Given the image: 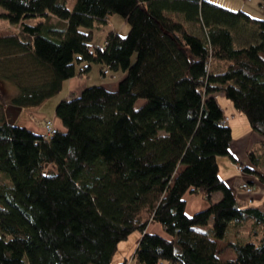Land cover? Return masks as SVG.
<instances>
[{
    "label": "trees",
    "instance_id": "16d2710c",
    "mask_svg": "<svg viewBox=\"0 0 264 264\" xmlns=\"http://www.w3.org/2000/svg\"><path fill=\"white\" fill-rule=\"evenodd\" d=\"M67 2L0 0L17 27L0 37V80L18 88L0 105V264H112L134 231L137 264H264V202L238 203L219 174V157L234 160L233 130L216 98L264 146V20L210 0ZM114 16L130 31L95 46ZM93 65L100 78L121 74L118 88L61 101L49 139L17 124ZM195 195L207 206L188 216ZM154 223L164 236L147 232ZM220 242L233 259L219 257Z\"/></svg>",
    "mask_w": 264,
    "mask_h": 264
},
{
    "label": "rangeland",
    "instance_id": "374dc122",
    "mask_svg": "<svg viewBox=\"0 0 264 264\" xmlns=\"http://www.w3.org/2000/svg\"><path fill=\"white\" fill-rule=\"evenodd\" d=\"M214 3L217 4H221L224 7H228L230 9H234V10H239L238 7L241 3L248 5V8H252L254 9L255 12V16L254 18L259 19V20H264V6L261 7L260 4L262 3L260 0H251L250 2H252V4L249 3V1H245V0H210ZM77 0H68L67 2V6L69 7L70 10H74L75 8V4H76ZM226 7V8H227ZM6 10L3 9L0 6V37L2 35H12L13 33H15L17 31V27L15 26H11V24L9 23V21L7 19H5L4 15L6 14ZM42 19L40 18H34V19H29L26 20V23L30 26H34V25H38L39 21H41ZM104 27V26H103ZM84 32H87L86 29H82ZM111 30L115 33L120 34L121 36H126L128 34V32L130 31V26L126 24L125 20L120 17V16H114L109 24L107 26H105L104 28L100 29V30H95L94 32V41L93 44L96 46H100V45H104L105 41H106V35L107 33L111 32ZM100 74H101V70L99 66L93 65L91 72L88 74V81L90 82V86H102L104 84H108L110 82H118L117 79L120 77L121 74L116 75L115 77H111V76H107V77H102L100 78ZM87 77V78H88ZM1 85H3L5 83V85H8L9 87L6 88L5 86H0V105H5L6 102L8 101H12L13 99H15V97H17L16 95L18 94V88L16 85H13L9 82L6 81H1L0 80ZM104 83V84H103ZM119 85V83H118ZM117 87H113V88H118ZM110 87V86H108ZM17 88V91L16 89ZM68 92H67V87L66 89H64V91H61L59 93V95L49 99L46 103H44L43 105H41L38 108H34V109H27L24 110L23 113L18 117V122L17 124L21 127H30L33 128L35 130L36 133H39V129H41L42 126V117L44 116L46 117L45 120H49V119H53L54 121L56 120V116H55V112H56V108L58 106V104L67 99L68 96ZM216 98L218 99V101L221 103L222 106H224V108H226V105L229 106L230 108H232L233 110L235 109L233 107V104L231 102V100L225 96H221L218 95L216 96ZM146 103V101L144 100H138L136 103L135 108L139 109L142 106H144ZM225 114H227V116H230V113H227V109H224ZM238 113V112H237ZM239 114V113H238ZM229 118V117H228ZM44 120V121H45ZM249 122V121H248ZM240 128V127H239ZM241 129V128H240ZM242 130V129H241ZM255 151V155L257 157L258 161H261V163H264V146L260 143H258L257 145H255L254 148ZM226 160L223 157H219L218 160ZM219 165L221 166V170H220V176L225 179L224 181H226L227 178H241L243 175L238 171L237 167L234 166H230L229 164H222L220 162H218ZM238 180V179H237ZM190 197L188 199V205H187V211L186 213L194 215L197 212L202 211L199 210L197 212L196 206L201 207V202L202 199L201 197H197L195 196H188ZM196 203V206H195ZM252 205V204H251ZM255 207H260V205L258 203L254 204ZM187 214V215H188ZM212 223L213 221L210 222L209 226L207 227H197L196 230H198L201 233H209L211 231V227H212ZM154 227H155V223L150 225L149 228L152 229V232L154 231ZM148 228V229H149ZM241 236L243 238H246L248 240V232L247 229L242 228L241 229ZM142 233L138 232V231H134L131 233V235L129 236L128 239L123 240L120 242L119 248L114 256V259L112 261V264H121L125 261H127V264H137L136 260L134 259V253L137 250L138 246H139V241L142 239ZM218 251H219V257L222 260H230L233 259L234 256V251L228 247V245L226 243L220 242L218 244Z\"/></svg>",
    "mask_w": 264,
    "mask_h": 264
},
{
    "label": "crops",
    "instance_id": "0c3cea01",
    "mask_svg": "<svg viewBox=\"0 0 264 264\" xmlns=\"http://www.w3.org/2000/svg\"><path fill=\"white\" fill-rule=\"evenodd\" d=\"M245 1H249V3L252 4V2H250L251 0H245ZM260 6H261V4H260ZM248 7H249L248 5H246V4L243 5V3H241L239 5L238 9L239 10L243 9L251 17L252 16L254 17L255 16L254 15L255 14L254 9H252V8L250 9ZM228 9H230V8H228ZM96 45H98V44H96ZM87 77H88V75L82 74L80 77L70 79L69 81H67L65 83L63 91L67 87V92L69 94L68 95L69 97L72 94L74 96H81L82 92L90 86V84H89L90 82L88 81L89 77L88 78ZM114 80H116V79H113V82H110L108 84H104V83L103 84L106 88L113 91L116 89L113 87H117V85L119 83L118 79H117V81H118L117 83L114 82ZM1 83L2 82H0V86H3V87L5 86L6 88L9 87L8 85H5V83L3 85H1ZM108 86H110V87H108ZM14 89H16V91H17V88H14ZM10 103L11 102L8 101V102H6L5 105H8ZM218 103H219V106L223 109L224 114H225L224 109H227V113H230V116H227V114H225V117L226 118L229 117L228 119H230V121L228 122V126L231 128V130H233V140H232L233 143L231 146V152H232V156L234 159V160H232V159L226 157L225 158L226 160L219 159L218 162H220L222 164H229L230 166H234V167H237L238 164H240V165H243L246 167H250L252 169V173L245 174L241 178H233V177L231 178L230 177V178H227L225 182L233 190V193L236 196L238 203L240 202L243 206H247V207L254 206V204H256V203H258L261 206V204L264 202V182H262V180L258 174H261L264 177V168H261L260 165L255 164L257 157L255 155L254 148H255V145H257L258 143L263 145V139H261L258 135H256L253 132V130L251 129L250 124L248 122V119L245 118L244 116H242L241 114H238L236 109L233 110L232 108H230L227 105H226V108H224V106H222L219 101H218ZM41 117L43 118L42 121L44 119H46V117H44V116H41ZM41 123L43 125V122H41ZM57 125L59 127H61V124L59 122ZM24 128H29L31 130H35V129L30 128V127H24ZM38 132L39 133H36V132L35 133L38 135L39 134L41 135L43 133L42 126ZM220 168H221V166L219 165V169ZM223 180H225V179H223ZM243 182H246V183L254 186L255 190H254L252 196L247 195L244 191L240 190V185ZM197 197H200V196H197ZM189 198L190 197H188L187 200ZM221 198H222V196L220 194H216L214 196V202L217 203V201H219ZM201 199H202V202L200 205L201 207H198L199 205L196 206V203H195V206L197 208H199V209H196L195 212H197L201 209L202 210L206 209L207 203L205 202L203 197H201ZM187 205H188V202H187ZM188 216H191V214H188ZM147 232H150L151 234L161 235V236L165 235L164 229L159 224H155L153 232H152L151 228H149L147 230Z\"/></svg>",
    "mask_w": 264,
    "mask_h": 264
},
{
    "label": "built area",
    "instance_id": "2783aa9c",
    "mask_svg": "<svg viewBox=\"0 0 264 264\" xmlns=\"http://www.w3.org/2000/svg\"><path fill=\"white\" fill-rule=\"evenodd\" d=\"M230 119L226 118L225 122L228 123ZM42 128L45 133V138H50L58 133V127H56L55 121L53 119L45 120L43 122ZM238 171L241 174H244V166L243 165H238L237 166ZM240 190L244 191L247 195H253L254 188L250 185L247 184L246 182L242 183L240 185Z\"/></svg>",
    "mask_w": 264,
    "mask_h": 264
},
{
    "label": "water",
    "instance_id": "95a60500",
    "mask_svg": "<svg viewBox=\"0 0 264 264\" xmlns=\"http://www.w3.org/2000/svg\"><path fill=\"white\" fill-rule=\"evenodd\" d=\"M22 110L20 109V110H13V109H11V110H9V113H20Z\"/></svg>",
    "mask_w": 264,
    "mask_h": 264
}]
</instances>
